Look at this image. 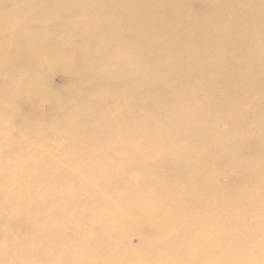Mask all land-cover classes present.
<instances>
[{"label":"bare ground","instance_id":"6f19581e","mask_svg":"<svg viewBox=\"0 0 264 264\" xmlns=\"http://www.w3.org/2000/svg\"><path fill=\"white\" fill-rule=\"evenodd\" d=\"M38 1L0 0V73L12 74L15 68L21 73L20 75L14 72L10 83L2 82L4 88L0 89V209L7 212L4 219L7 234L16 231V223L22 220L20 214L12 211L9 213L7 207L26 208L29 205L35 207L42 211L45 223L31 234L18 236L9 243L8 258H2L0 251V264H61L57 262L63 257L67 259L66 264H81L79 255L82 247L76 243L75 231L67 222L75 215L77 211L75 209L80 207L86 209L92 207L104 215L101 223L105 227L93 229L89 221L91 236L80 237L83 247L86 245L91 252L90 264H113L102 255V249L109 250L111 255L124 257L125 262L129 264H162L160 260L141 256L138 247L123 250L119 245H113L116 241L120 243L122 240L120 234L124 231L132 228L137 230L148 225L157 226L154 231L159 228L163 233H170L169 238L173 239L174 244L178 241L181 245L183 240L191 238L192 247L198 250L200 256V247H212L213 240L218 237L223 239L213 221L206 224V221L212 219L220 221L219 215L215 207L211 216L202 213L197 217H190L184 215L182 210L194 205L192 202L201 203L199 200L201 195L196 193V187L203 181L199 168L202 156L206 152L222 154L234 151L235 147L232 146L238 145L235 144V140L228 144L218 142L221 133L217 131V121H223L227 116L228 104L215 98L211 101L207 116L200 121L199 129L210 134L212 144V147L207 146L205 151L203 147H201L203 149L196 147L194 134L190 135L186 130L188 128L177 125L166 113L151 111V100L161 98L167 105L165 97L148 99L151 86L147 85L146 89H141L144 86L142 84L146 85L143 83L146 81L145 78L149 76H153L154 80L167 79L168 83L172 82L175 75L181 73L186 75L188 81L200 77L195 75L204 65L198 58L200 40L194 37L197 26L191 24L185 27L187 39L185 37L175 39L172 30L166 28L161 39L155 40L145 53L147 59H157L154 63L157 68L151 64V69L144 73L135 60L130 59L132 71L122 81L115 75L120 69H113L110 72L103 68L98 70L97 61L96 63L95 60L85 61L84 53H77L73 57L70 53H67L68 57L57 55L58 60L54 63L44 62L40 65L41 62H34L33 65L28 64L23 68L17 62L19 57L14 45L20 44L26 51L36 50L42 46L41 41L25 32L27 28L42 26L34 22L25 23V19L46 20L48 15H53L52 24L55 27L64 30L67 23H72L84 34L87 33L86 39H90L91 35L95 36L91 39L97 40L103 49L115 50L114 54L118 57L122 51L120 46L122 42L129 43L130 37L136 38L128 33L129 29H141L144 25L146 28L151 25L153 29L160 27L156 23V16L160 12L156 2L151 0L142 3H139V0H121L119 3L111 0H74L72 3L65 0H44L39 7H42L40 10ZM223 1L227 4L225 9L219 7V11L226 10L230 4L229 0ZM238 1L241 8L251 9L252 16L250 20L236 24L234 31L238 34L237 38L221 45L218 40L216 41L218 36L216 27L210 25L201 30L206 36L205 39L216 43L221 53L222 59H216L213 66L214 71L220 69L218 73L221 75L227 73L230 61L238 60L234 54L226 55L225 51L230 46L236 48L239 41L254 42V47L246 54V61L256 60L258 56L264 54V36L261 40L255 39L257 27L264 19V8L258 6H264V1ZM123 3H132L135 8L130 10L122 7L118 12ZM235 8L238 10L237 6ZM253 8L256 10L253 11ZM47 10L51 12L43 13ZM107 10L112 11L114 17H107ZM145 13L148 14L146 18ZM162 15V25H165L168 15L163 11ZM147 18L149 20L146 21ZM119 20L126 21L124 22L126 28L122 23L117 25ZM232 20L229 19V23ZM114 22L115 24L107 26ZM43 37L48 41L46 34H43ZM115 47L118 48V52ZM85 48L89 49L88 46ZM35 60L36 58H32V61ZM12 65L15 67L12 68ZM119 65L122 66V61ZM173 66L176 70L167 75L169 68ZM57 72H62L70 79L60 90L47 82L48 77ZM263 73L264 70L261 74ZM256 79L258 78L254 76V80ZM111 83H118L121 87L120 92L115 93L108 88L111 87ZM101 91L108 92V95L114 98H105L100 93H97L98 99L92 96V94L95 96V92ZM209 98L213 99L212 96ZM108 101L116 103L113 108L114 114L110 110L98 109L102 103ZM41 103H47L52 108L53 115L50 117L43 115L40 111ZM22 104L27 107L21 108ZM145 119H149L146 126L143 123ZM109 125H113V128L108 129ZM235 133L240 135L239 130ZM141 134L148 137L141 139ZM64 138L71 141L74 139V143L68 145L62 142ZM114 140L119 141L118 145L114 144ZM146 147H150V153L144 152ZM171 161L183 163L187 168L186 177L190 179L187 185L168 190L163 198L162 194L155 190H152L150 196L134 197L144 193L129 190L132 179L142 182L141 179H146L147 176L155 177L154 172L148 168L165 166ZM91 163L96 164L101 175H104L102 170H114L117 163H122L123 167L109 177L104 175V178H101L102 187L90 189L89 185L97 180V173L87 170ZM248 166L257 174L254 185L259 192L251 200L245 198L242 204L233 200L236 195L231 198L229 205L235 207L239 205L242 211L259 218L260 211L264 210L263 159L249 161ZM51 171H57L61 175L59 180H65L67 186L52 191L50 185L53 178L49 174ZM117 173L120 175L117 176ZM45 178H48L46 185ZM146 182L148 185H154L149 177ZM37 184L41 185V189L36 190ZM115 187L125 190L123 194L127 195L129 200L124 205L116 202ZM68 208L70 211H67ZM72 211H75L73 215L70 214ZM262 219L264 222L263 216ZM82 228L86 226L82 225ZM248 228L246 225L240 229V236L244 241L243 249L258 257L264 253V240H256L254 235L250 234L253 230ZM176 229L186 231L174 233L173 230ZM189 233H192L194 239L188 236ZM4 239H7V235H4ZM43 243L54 245V249H44ZM216 256L223 259V264H237L229 252L217 253ZM172 258L170 264H176L175 257Z\"/></svg>","mask_w":264,"mask_h":264},{"label":"rangeland","instance_id":"374dc122","mask_svg":"<svg viewBox=\"0 0 264 264\" xmlns=\"http://www.w3.org/2000/svg\"><path fill=\"white\" fill-rule=\"evenodd\" d=\"M65 1L72 3L74 0ZM111 1L119 3L121 0ZM139 1V3H142L147 0ZM151 1L154 3L156 2V7L160 12L156 16V23L160 27L153 29L151 25H149L148 28L144 25L141 29H129L128 33L130 32V35L136 38L130 37L131 42L129 43L122 42L123 45L127 44V46L123 47L122 44L120 45L122 51L119 57L114 54L115 50L109 51L106 48L103 49L97 40L91 39L95 36L91 35L89 37L90 39H86L87 33L84 34L80 28L72 23H67V27L64 30L55 27L52 24L54 16L48 15L46 20L25 19V23L31 24V22H34L42 26L39 28H27L25 30L26 34H29L32 38H36L37 41H41L42 46L36 48V50L26 51L22 45H14V49L19 57L17 62L20 63L21 67L25 68L26 65H33L34 62H41L40 65L44 64V62L54 63L58 60L57 55L67 56V53H70L71 57H73L77 53H84L83 59L85 61L95 60V63L97 61V64H99L98 70L103 68L110 72L113 69H120L115 75L122 81L125 77L129 76L132 71V62L130 59L132 61L135 60V63L144 73H147L152 65L157 68L154 64L157 59L149 60L146 58L145 53L146 49L150 47L155 40H158V38L161 39L166 28L172 30L175 39H183L184 37L187 39L185 27L191 24L197 26L195 27L194 37H198L200 40L198 58L204 65L202 66V70H197L195 75H200V77H198L197 80L188 81L186 75L181 73L177 76L175 75V77L172 78V82L168 83L167 79L162 80L157 78L154 80L153 76H149L145 78L146 81L143 83H146V85L142 84L144 86H142L141 89H146L147 85L151 86L150 94L147 95L148 99L165 97L167 105L164 103V99L161 98L156 101L151 100V111L155 113H166L175 120L177 125H181L185 127V129L188 128L189 130L186 129L188 133H190V135L194 134L193 137L197 142L196 147L200 149L204 148L205 151L206 147H212V144H210V134L199 129L200 121L204 116H207L211 101L215 98H219L220 101L223 100L228 104L229 110L227 116L223 121H217V131L221 133L219 134L220 139L218 142L221 144H228L235 140V144L238 145L232 146L235 147V149H233L234 151L222 154L221 152H216L214 154L206 152L202 156L199 162V168L203 181L196 187V193L201 195L199 196L201 203L197 204L196 201L192 202L194 205H190L182 210L184 215L190 217H197L202 213L211 216L214 212L213 207H215L220 221H215L210 217L212 220L206 221V224H210L213 221L215 225L218 226V234L222 235L223 239L218 237L213 240L211 243L212 247H200L199 256L198 250L192 247L191 238L183 240L181 245L178 244V241L174 244L172 243L173 239L171 240L169 238L170 233H163L159 228L157 231H154L157 226L148 225L147 227L137 230L132 228L124 231V233L120 234L122 239L120 243L116 241L113 245H119L123 250H127L128 248L135 249L138 247V253L141 256L160 260L162 264H170V262L173 261L172 256L175 257L174 259L177 261L176 264H223V259L218 258L216 254H224L226 252H229V254L235 258L237 264H264V253L255 257L253 253L245 251L243 249L244 241L240 236V229L242 230V228L247 225L249 227L248 229L253 230L250 232L251 236L254 235L256 240H264V222L262 219V216L264 217V210L260 211L261 217L254 218L247 212L242 211L239 205H236V207L229 205L231 198L236 195V198L233 200L242 204L245 198L246 200H251L253 196L259 192L256 185H254L257 174L253 173V170L248 166V162L260 158L263 159L264 167V73L261 74L264 70V54L263 56H258L256 60L246 61V54L254 47V42L251 40L239 41L236 48L230 46L229 49L225 51L226 55L229 54V56H231L234 54L238 60L230 61L228 63L227 73L221 75L218 73L220 69L213 70L216 59H222L221 53L216 47V43L214 44L205 39L206 36L201 32V30L206 29V27L213 25L218 30L216 41L218 40L221 45L225 42L232 41L238 37V34L234 31V27L236 24L251 19V9H249V7L241 8L238 0H229L230 4L224 11L218 10L219 7L225 9L227 2L223 0ZM38 2V10H40L42 7H39L44 3V0H39ZM236 6L238 10H236ZM122 7L130 10L135 8L132 3H123L119 7L118 12L122 10ZM258 7L264 8V6ZM255 10L256 9L253 8V11ZM162 11L168 15L165 25H162ZM50 12L51 11L47 10L43 13L49 14ZM107 17H114V13L107 10ZM146 17H148L147 13H145L144 18ZM229 19L233 20L229 23ZM147 20H149V18H147L146 21ZM124 22L126 21L119 20L117 25L122 23L123 27L126 28ZM113 24H115V22L107 26ZM144 33H146V35H143ZM43 34L47 35L48 41L44 40ZM263 36L264 19L262 24L257 27L255 39L261 40ZM42 39L44 41H42ZM87 46L89 49L85 48ZM115 49L118 52V48L115 47ZM32 58H36V60L32 61ZM120 61H122L121 67L119 65ZM11 67L14 68L15 66L12 65ZM174 67L175 66L169 68L170 71L167 75L176 70ZM14 72H18L16 68ZM14 72L12 74H15ZM18 73L21 75L20 72ZM185 73L190 74L187 71H185ZM12 74L0 73V89L4 88L2 82L10 83L11 78L14 77ZM254 76L258 79L254 80ZM69 80L70 79L66 78L62 72H57L52 73L48 77L47 82L51 84L52 87L60 90ZM18 83L19 82H17V84ZM104 84L107 85V83ZM108 88L118 93L121 87L118 83H111V87ZM91 90L94 91V89ZM95 93V96L94 94H92V96L97 99V93L102 94L105 98H114L109 96L106 91ZM209 96H212L213 99H210ZM177 100L179 102H176ZM115 104L114 101H108L102 103L98 109L99 111L102 109L110 110L114 114L113 108ZM26 107L27 105L25 104L21 105L23 109ZM40 111L46 117L53 115V110L47 103L40 104ZM230 119L233 121H230ZM212 121H214V118H212ZM143 123L144 126H146L149 123V119H145ZM112 128L113 125L108 126V129ZM236 130L240 131V135L235 133ZM243 134L246 135L243 136ZM140 137L143 139V137L148 136H143L141 134ZM70 141L71 140L68 138L62 139V142L68 143V145L74 143V139ZM118 143V140H114V144L118 145ZM150 151V147L144 148L145 153H150ZM208 151L213 152L215 150ZM103 158L104 157H100V159ZM122 167V163H117L114 170H102V173L106 177H109ZM148 169L152 173L154 172L155 177L147 176L146 179H141L142 182L137 179L131 180L128 187L129 190H132V192L134 191V193L135 191L144 193V195H135L134 197L150 196L152 190H155L162 194L161 197L163 198V196L168 193V190L182 187L190 182V179L186 177L187 168L184 167L183 163L180 164L179 162L176 163L171 161L165 166H151ZM87 170L97 173V180L91 183L89 188L95 189L96 187H102L101 178H104V175L100 174L96 164H89ZM49 174L50 177L53 178L50 185L52 191H56V189L60 190L67 186L65 180H59L61 175L57 173V171H51ZM117 174V176L120 175L119 173ZM148 177L150 181L154 183L153 186L147 184L146 181ZM47 181L48 178H45V185ZM35 188L39 190L41 189V185L37 184ZM246 188H248V190ZM114 189L116 190L117 188L115 187ZM116 191V202L124 205L129 200L128 196L123 194L125 190L120 188ZM45 204L48 205L49 203ZM102 206L105 207L104 205ZM7 209L9 213L12 211L20 214L22 220L16 223V231H10L7 234L5 231L7 224L6 221H4L7 212L0 209V251L2 253V258H8L9 251L7 250V246L13 240H16V237L31 234L45 223L42 211L30 205L26 208L7 207ZM75 210L78 212L76 211L75 215H73L75 211L70 212L73 217L67 222L75 231L77 237L76 243L82 247V252L79 255L81 264H90L91 252L88 251L86 245L83 247L80 237L87 238L91 236L92 231L89 227V221H91L93 229L105 227V225L101 223L104 219V215L100 212H96L92 207H90V209L80 207ZM67 211H70V209ZM82 225H85L86 228H82ZM177 231V229L173 230L174 233ZM184 231L186 230L178 232ZM4 235H7L6 240L4 239ZM188 236L192 237L193 235L189 233ZM192 238L194 239V237ZM45 243L42 244L44 249H54V245ZM100 246L103 247L104 245ZM224 249H227V251ZM102 255H105V258L113 264H129L125 262L124 257L109 254V250L102 249ZM66 261L67 259L63 257L59 259L57 263L66 264Z\"/></svg>","mask_w":264,"mask_h":264}]
</instances>
